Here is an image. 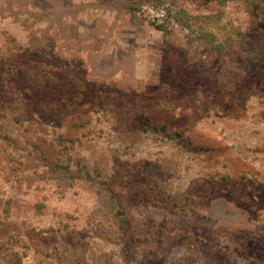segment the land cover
Listing matches in <instances>:
<instances>
[{
  "label": "rangeland",
  "instance_id": "obj_1",
  "mask_svg": "<svg viewBox=\"0 0 264 264\" xmlns=\"http://www.w3.org/2000/svg\"><path fill=\"white\" fill-rule=\"evenodd\" d=\"M0 264H264V0H0Z\"/></svg>",
  "mask_w": 264,
  "mask_h": 264
},
{
  "label": "trees",
  "instance_id": "obj_2",
  "mask_svg": "<svg viewBox=\"0 0 264 264\" xmlns=\"http://www.w3.org/2000/svg\"><path fill=\"white\" fill-rule=\"evenodd\" d=\"M71 105H72V104H71ZM69 106H70V105H69ZM72 111H73V110H72ZM60 114L62 115V114H65V113H62V111H61V113H60Z\"/></svg>",
  "mask_w": 264,
  "mask_h": 264
}]
</instances>
